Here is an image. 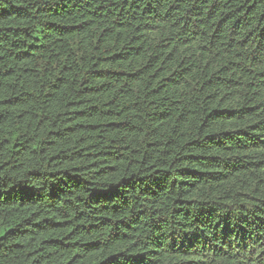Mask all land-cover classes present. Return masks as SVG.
Returning <instances> with one entry per match:
<instances>
[{
    "label": "trees",
    "instance_id": "16d2710c",
    "mask_svg": "<svg viewBox=\"0 0 264 264\" xmlns=\"http://www.w3.org/2000/svg\"><path fill=\"white\" fill-rule=\"evenodd\" d=\"M0 264H264V0H0Z\"/></svg>",
    "mask_w": 264,
    "mask_h": 264
}]
</instances>
